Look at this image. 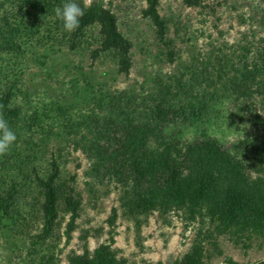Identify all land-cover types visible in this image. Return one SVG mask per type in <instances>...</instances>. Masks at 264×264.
<instances>
[{"label": "trees", "instance_id": "16d2710c", "mask_svg": "<svg viewBox=\"0 0 264 264\" xmlns=\"http://www.w3.org/2000/svg\"><path fill=\"white\" fill-rule=\"evenodd\" d=\"M64 2L0 3V117L17 135L0 155V235L15 247L24 241L26 264H63L60 242L70 243L82 212L77 176L66 166L81 152L91 193L96 185L119 189L122 216L139 232L155 213L196 226L189 251L167 264H207L208 247L222 255V237L245 248L264 243V12L249 18L259 30L215 53L193 51L178 73L125 89L82 74L42 98L29 78L33 63L47 66L58 53L89 52L118 74L134 64V44L103 0H78L86 14L71 33L55 15ZM146 2L159 57L174 64L182 57L169 37L172 22L161 16V0ZM182 2L204 7L203 0ZM227 135L235 136L229 145ZM118 218L113 208L106 242L93 251L85 243L66 264H127L114 247ZM222 264L248 263L228 257Z\"/></svg>", "mask_w": 264, "mask_h": 264}, {"label": "rangeland", "instance_id": "374dc122", "mask_svg": "<svg viewBox=\"0 0 264 264\" xmlns=\"http://www.w3.org/2000/svg\"><path fill=\"white\" fill-rule=\"evenodd\" d=\"M103 1L117 15L120 30L134 44V64L130 73L118 74L110 61L93 60L89 52L74 54L65 51L56 54L47 66L33 63V75L29 78L33 80L39 97L45 98L44 92L51 93L56 86L68 88L69 81L74 77L81 78L82 74L107 82L112 89H125L142 84L156 73H178L181 64L188 62L193 51L195 54L215 53L224 44H236L249 30H259L249 18L252 15L260 17L264 12V0H203L204 7L199 8L188 7L182 0H161L160 14L172 22L169 37L175 41V51L182 57L169 64L166 58L159 57L155 28L143 17L146 0ZM90 2L86 0L87 4ZM3 13L4 8H0V16ZM243 19L247 20L245 24ZM234 140L235 136L227 135V145ZM68 160L66 171L68 175L77 176L76 187L82 194V212L70 243L65 244V237L60 242L63 264H66L71 252L82 253L85 243L93 251L106 242L110 230L107 220L113 208H117L119 214L114 247L127 264H167L181 259L189 251L197 233L196 226L187 229L176 214L162 216L155 213L139 232L135 222L122 216L119 189L107 184L96 185L95 193H91L87 185L89 179L85 175L88 160L81 152L72 153ZM67 222L68 217L61 220L59 234H64ZM85 234L86 240L83 239ZM16 242L18 247L0 235V264H26L25 260L31 259L24 249V241L18 238ZM218 242L222 255L208 247L213 257L207 264H222L228 257L248 264L264 261V243L254 242L251 247L245 248L236 246L227 237L220 238Z\"/></svg>", "mask_w": 264, "mask_h": 264}, {"label": "clouds", "instance_id": "9594fccd", "mask_svg": "<svg viewBox=\"0 0 264 264\" xmlns=\"http://www.w3.org/2000/svg\"><path fill=\"white\" fill-rule=\"evenodd\" d=\"M86 14V6H81L78 0H65L62 6L55 9L56 17L62 22L66 32H74L80 27ZM17 140L16 133L8 122L0 117V155L7 154Z\"/></svg>", "mask_w": 264, "mask_h": 264}]
</instances>
